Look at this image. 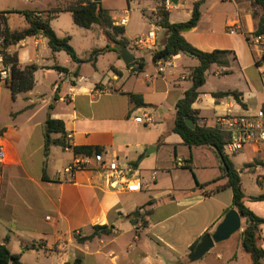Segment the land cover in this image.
<instances>
[{
	"label": "crops",
	"instance_id": "obj_1",
	"mask_svg": "<svg viewBox=\"0 0 264 264\" xmlns=\"http://www.w3.org/2000/svg\"><path fill=\"white\" fill-rule=\"evenodd\" d=\"M22 1L8 0L10 7L0 8V31L5 24L11 31L27 28L25 16L11 12L51 15V28L60 38L70 37L84 63L77 64L64 51L53 52L42 35L28 37L8 50L17 55L20 68L34 65L38 70L34 88L15 100L6 85L0 86V108L4 97L8 102L0 109V137L8 156L0 183V244L24 264H69L77 258L82 264H199L190 260L192 247L205 235L213 234L233 209V191L227 187L228 178L215 149L189 148L173 132L176 104L192 87V72L199 61L179 54L168 59L170 65L159 74V61H154L153 55L164 45L167 34L157 25L150 30L156 34L154 50L135 51L136 60L144 62L143 71L136 74L131 71L135 66L125 65L116 46L102 37L100 26L85 29L82 55L73 37L58 31L55 22L71 14L65 11L71 0ZM105 1H100L103 8ZM158 1L148 4L144 11L147 19V11H154ZM187 6L186 19L178 23L191 19L193 4L182 8ZM56 10L61 11L54 14ZM125 13L126 30L129 11ZM171 13L170 22L177 24L171 20ZM262 14V8L252 0H206L198 25L182 32L201 51L230 52V68L213 65L193 104L200 127L214 128L218 117L229 111L264 108V62L256 64L264 54V39L253 35ZM126 33L123 38L130 45L132 40ZM108 47L94 65L92 53ZM56 67L68 72H59ZM231 92L239 93V101L232 95L213 96ZM130 95L142 97L147 107H136ZM147 115L154 118L153 125L136 120ZM48 119L63 123L65 135L53 133L51 137L63 139L68 147L53 145L46 155ZM69 147L98 148L106 158L118 160L132 170L128 177L139 182L140 191L127 192L124 185L111 188L93 162L86 170L65 173L78 157ZM229 159L240 179L243 171L257 173L254 195L245 192L242 180L241 186L245 206L264 219V201L250 199L264 195V154L247 147ZM178 160L184 162L181 169L210 171L211 179L198 178L196 187L188 188H174V182L159 184L158 176L172 171ZM150 172L149 180L145 176ZM243 225L242 218V231L236 233L233 244H216L219 246L201 259L207 264H252L241 247ZM96 226H107L113 233L78 242L77 238L90 237ZM258 246L264 251V224L259 226ZM261 262L264 264V259Z\"/></svg>",
	"mask_w": 264,
	"mask_h": 264
},
{
	"label": "trees",
	"instance_id": "obj_2",
	"mask_svg": "<svg viewBox=\"0 0 264 264\" xmlns=\"http://www.w3.org/2000/svg\"><path fill=\"white\" fill-rule=\"evenodd\" d=\"M162 2L164 0H161ZM206 0H200L193 4L192 17L187 23L173 24L170 22V13L162 6L158 9V26L165 30L167 34L164 45L154 53L153 60L170 59L179 54H185L193 57L199 61V66L192 72V87L187 90L181 99L176 104V115L173 132L178 134L184 144L189 148L192 147H210L214 148L221 160V169L224 175L228 178L227 187L233 191L232 208L235 209L243 218V232L240 234L241 247L247 253L252 264H262L264 259V251L258 246V233L259 226L264 224V219L255 215L244 204L246 196L242 190L241 179L239 173L235 170L231 163L229 156L225 154V145L230 140L228 133L222 132L217 128L200 127L198 122V112L192 107L200 95V89L206 84L207 72L213 66L218 68H230V52L228 51H213L204 52L192 46L182 35L186 28H195L201 19V6ZM253 3L262 8L263 14L258 19L254 37L264 38V0H252ZM61 10H56L54 14L59 13ZM66 12L72 14L73 22L80 28L91 29L94 25L102 28L108 44L116 46V51L120 54V47H129V42L123 38L126 30L122 26H115L113 19L109 12L102 7L101 2H94V0H73L72 3L66 8ZM18 13L25 16L27 21V28L20 31H11L5 24L0 31V37L3 38L1 53L4 56L6 65H12V78L6 84L10 90L12 98L15 100L19 94L26 93L32 90L35 86L34 74L38 70L37 66H28L24 69L20 68L18 57L16 54H10L8 50L18 44L20 41L33 36L42 35L48 40V45L53 52L64 51L70 58L77 64H82L84 61L77 57V54L71 45L70 37L60 38L56 35L50 26L53 16L48 15L41 17L35 15L33 12H11ZM108 48L103 50H96L92 53L91 62L95 65L98 55L103 54ZM264 62V54L260 61L256 64L260 65ZM138 71H143L144 62L138 60L133 63ZM59 72L67 73L65 68L56 67ZM232 95L239 101L240 95L238 92L231 93H217L214 97H226ZM130 102L136 107H147L144 104L142 97L137 95H130ZM264 109V108H263ZM192 120L195 128L188 127L186 121ZM46 140H45V154L48 155L50 147L53 145L68 147L63 139H52L53 133H60L65 135V128L63 123L48 119L46 122ZM73 149L75 155L92 156L93 154H103L98 148L91 147H69ZM264 168V161L261 163ZM187 168V167H184ZM189 168V167H188ZM207 186V185H206ZM204 186V187H206ZM252 201H264V195L258 197H251ZM94 232L90 237L77 238L79 243H84L94 237L105 235L109 236L113 230L107 226H96L93 228ZM197 244L192 247V252L196 249ZM0 264H24L18 255L10 252L6 245L0 244ZM69 264H82V259L77 258L74 262Z\"/></svg>",
	"mask_w": 264,
	"mask_h": 264
},
{
	"label": "built area",
	"instance_id": "obj_3",
	"mask_svg": "<svg viewBox=\"0 0 264 264\" xmlns=\"http://www.w3.org/2000/svg\"><path fill=\"white\" fill-rule=\"evenodd\" d=\"M200 0H177V3L173 0H164L161 6L165 8L167 12L173 10H179L181 7L189 4H195ZM127 13L123 14L118 21L117 26H125L128 23ZM40 16V15H37ZM232 32H234L232 30ZM231 32V33H232ZM264 39L262 37L258 38ZM3 44V38H0V86L6 85L12 78V65H6L3 54L1 53ZM156 47V34L152 30L147 35L141 36L131 41L129 49L136 50H154ZM168 60V59H167ZM165 59H159L158 73H165L166 67L170 64ZM131 71L139 73L136 67H131ZM261 74L264 76V68L261 69ZM264 90V82H263ZM140 123L153 125L155 123L154 118L151 115L145 116V118L136 119ZM222 132L230 135V140L225 145L224 152L228 156H234L242 152L245 148L251 147L257 153L264 154V109L257 111L246 110L242 113L227 112L225 115L218 117L215 127ZM72 136H67V139H71ZM8 156L4 144L0 137V183L2 177V169L7 163ZM96 164V169L102 171L111 188L117 185H124L127 192L140 191V184L133 177H128L132 170L129 167L121 166L118 160L108 159L104 154H93L92 156H78L74 163L65 169V173L74 174L80 170H86L91 168V164ZM177 167H183L184 162L182 160L177 161Z\"/></svg>",
	"mask_w": 264,
	"mask_h": 264
},
{
	"label": "rangeland",
	"instance_id": "obj_4",
	"mask_svg": "<svg viewBox=\"0 0 264 264\" xmlns=\"http://www.w3.org/2000/svg\"><path fill=\"white\" fill-rule=\"evenodd\" d=\"M72 1L73 0H71L70 3H72ZM6 2L8 3V0H1L0 8L10 7L9 4L7 5ZM16 2L17 4H23L22 0H16ZM154 2L155 0H106L103 6L104 8L109 10L111 17L115 21H118L120 17L123 16L124 11H129V24L126 26V30H127L126 37L129 40H134L141 36L147 35L152 27L155 28L158 25V21H159L158 9L162 7L161 0L158 1L159 3L157 5H155L154 11H151V10L147 11V13H149L147 14L148 19L144 16V11L149 9L148 4L151 3L154 5ZM60 5L61 6L59 7L64 6L62 4ZM65 5L67 6L68 4H65ZM187 9H189L188 6L186 8L181 7L179 10H173L171 13V20L177 23L179 21L185 20L186 19L185 15L187 14V12H189V10ZM18 17L23 19V16H18ZM151 23L153 25H151ZM55 26L57 27L58 31H60V33H62V31H65L66 33L69 34V36L73 37L74 43L76 47H78L80 55H82L83 53V47L81 46L82 34L85 33L86 31L85 29L79 28L73 23L72 15L71 14L62 15L60 19L55 22ZM102 37L105 38L104 33H102ZM86 48L87 47L85 45L84 49ZM130 52H132L134 56L136 55L135 51L130 50ZM1 104H2V107H5V104H8L6 97L2 99ZM1 116L2 115H0V118ZM168 128H170V124ZM170 155L171 153L169 151L167 155L168 161H169ZM203 160H206V158H204ZM201 175H205V176H201ZM211 177H212V173H210V171H204L200 173V172H197V170H195L194 168L193 169L191 168L181 169L173 164L172 171H166V173L162 177L158 176V180H159L158 183L164 184V185H167V184L170 185L172 182H174V188L179 187V185L181 187L188 188L193 185L194 187H196L195 180L198 183V180H197L198 178L211 179ZM145 178L150 180L151 172L149 173V175H146ZM241 180H242L245 192L249 195H254L257 191V173H253L250 171L249 172L243 171L241 174ZM150 184L152 186L154 185V182ZM175 195L176 193L173 194L171 198H174ZM169 200L170 198H166V201H169ZM151 212L153 213V211ZM237 238H238L237 234L233 235L228 241H225L227 242L225 243L227 244L225 246L233 244L235 240H237ZM216 246H219V245H216ZM247 256L248 258H250L249 255ZM197 262H200L199 264H207V262L203 261V259H200Z\"/></svg>",
	"mask_w": 264,
	"mask_h": 264
},
{
	"label": "water",
	"instance_id": "obj_5",
	"mask_svg": "<svg viewBox=\"0 0 264 264\" xmlns=\"http://www.w3.org/2000/svg\"><path fill=\"white\" fill-rule=\"evenodd\" d=\"M101 0H94V2H100ZM177 3V0H173ZM191 28H186L183 32L189 31ZM120 56L125 65L132 66L135 63V56L128 50L126 46L120 47ZM189 128L194 129L195 125L192 120L186 121ZM138 216V214H136ZM242 231V217L235 210L231 209L225 216L222 223L217 227L213 234L205 235L196 249L190 256L191 261H197L203 258L216 244L227 241L230 237L238 232Z\"/></svg>",
	"mask_w": 264,
	"mask_h": 264
}]
</instances>
